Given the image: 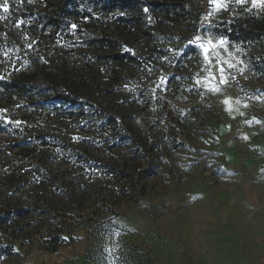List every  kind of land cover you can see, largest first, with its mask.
I'll use <instances>...</instances> for the list:
<instances>
[{
  "label": "rangeland",
  "instance_id": "rangeland-1",
  "mask_svg": "<svg viewBox=\"0 0 264 264\" xmlns=\"http://www.w3.org/2000/svg\"><path fill=\"white\" fill-rule=\"evenodd\" d=\"M145 1L171 6L144 10L151 36L117 11L54 33L43 0H0V264H264V0ZM234 21L261 41L216 34ZM98 35L133 58L107 62ZM15 78L32 98L4 94ZM51 81L125 126L60 110ZM104 165L155 174L125 200Z\"/></svg>",
  "mask_w": 264,
  "mask_h": 264
},
{
  "label": "trees",
  "instance_id": "trees-1",
  "mask_svg": "<svg viewBox=\"0 0 264 264\" xmlns=\"http://www.w3.org/2000/svg\"><path fill=\"white\" fill-rule=\"evenodd\" d=\"M43 2L46 9V14L44 15L45 24L50 29L54 30V33L61 31L62 28L69 29L72 25L76 27L77 25H80L81 27L83 25H87L88 23L98 22V20H103L105 16L117 11L121 14L120 20H122L125 26L131 27L133 30L138 32L140 36L142 33H145L144 35L151 36L150 33L146 31L147 24L146 20L144 19V10L152 7L168 14L169 7H171L170 4L166 1L146 2L145 0H43ZM215 32L216 34L224 35L226 38H228L229 41L233 43L247 44L255 41L260 42L262 39L258 30L250 29L246 24L238 21L229 23L224 29L216 28ZM93 39L94 44L98 46L103 52H105V60H107V62L111 64H119L133 58L130 51H121V49H119L121 48L120 45H118L115 40L110 39V37L98 35ZM114 75H116V71H114ZM51 82L52 84L50 83L49 88L52 89L54 100L57 101L58 104H60V110L78 108V114L83 115L86 112L84 111L83 105L87 104L94 111L93 114H98L99 117H101L102 115H107L108 121L115 127L125 126V123L123 121L124 119L118 117V115H110L105 113V110L100 107L99 103H95L92 99L86 100L83 98H79L75 90L70 91L63 89L61 84L56 83L58 81ZM115 84V82L112 83V85ZM2 89L4 91V94H7V96L9 97L17 94L19 96L32 98L33 93L35 92V87H33L25 79L23 80L20 78L11 79L10 81H3ZM125 133L128 134L129 138V131H125ZM38 140H40V143L43 146L51 150L62 148L61 145L58 144V141H56V139L54 140V138H48V140H46V137H40ZM97 161L98 159L89 161L90 167L87 168V170L92 172L93 169H97V167H95ZM101 168L105 170L103 172H105L104 174H106L108 177H114L115 179H117L118 184L123 183L120 190H123L122 196L126 197L125 200L130 196L127 191H133V188L138 186L141 183L142 179L152 177L153 174H155V171L152 168H147L140 171L137 170L136 174L135 171H127L125 173L124 171H120L106 165ZM91 172L89 173L90 177L92 176ZM36 175L38 178V174ZM134 175L135 179L132 180ZM90 181L93 182L95 180L91 177ZM126 182L129 184V187L132 190L128 188L126 191H124L123 186ZM94 184L95 183H92V185ZM70 185L74 186L72 187L74 195H81L77 192V190L79 189H85L88 195H90L91 193L90 188L92 187L88 184L82 185L81 183H77V181H71ZM116 200L120 201L121 199L117 198ZM134 200H137V198ZM117 203L118 202L116 201V204ZM116 204H114L115 208L117 207ZM100 208H103V205L98 209ZM19 212L23 211L21 210ZM106 212H109L113 216L109 219L107 218L101 221V225L106 224L108 221H111L112 219L119 216V213L115 211L114 208L106 209ZM65 241L66 237L59 232L57 235L44 240V249L48 252H55L57 248L61 246Z\"/></svg>",
  "mask_w": 264,
  "mask_h": 264
},
{
  "label": "snow or ice",
  "instance_id": "snow-or-ice-1",
  "mask_svg": "<svg viewBox=\"0 0 264 264\" xmlns=\"http://www.w3.org/2000/svg\"><path fill=\"white\" fill-rule=\"evenodd\" d=\"M3 10H4L5 12H7V11H8V6H7V4H6V3L3 5ZM225 103H227V101H225Z\"/></svg>",
  "mask_w": 264,
  "mask_h": 264
}]
</instances>
